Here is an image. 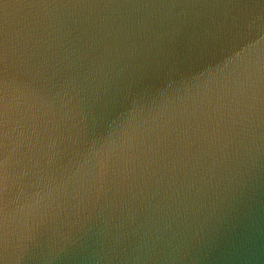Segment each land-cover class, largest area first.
Segmentation results:
<instances>
[{
	"label": "clouds",
	"instance_id": "clouds-1",
	"mask_svg": "<svg viewBox=\"0 0 264 264\" xmlns=\"http://www.w3.org/2000/svg\"><path fill=\"white\" fill-rule=\"evenodd\" d=\"M261 176L264 0H39L0 30V264H199Z\"/></svg>",
	"mask_w": 264,
	"mask_h": 264
},
{
	"label": "water",
	"instance_id": "water-1",
	"mask_svg": "<svg viewBox=\"0 0 264 264\" xmlns=\"http://www.w3.org/2000/svg\"><path fill=\"white\" fill-rule=\"evenodd\" d=\"M37 2L39 0H0V30L6 21L14 23L29 5ZM144 218V213L138 214L135 223H142ZM245 225L243 231L221 235L199 264H264V176L257 181Z\"/></svg>",
	"mask_w": 264,
	"mask_h": 264
}]
</instances>
